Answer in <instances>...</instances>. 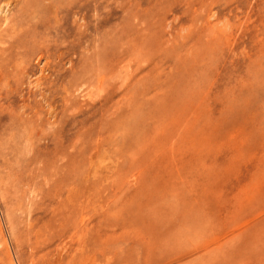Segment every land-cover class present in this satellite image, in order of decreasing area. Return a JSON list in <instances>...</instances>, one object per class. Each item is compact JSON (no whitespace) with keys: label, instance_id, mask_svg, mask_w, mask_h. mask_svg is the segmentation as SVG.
<instances>
[{"label":"rangeland","instance_id":"374dc122","mask_svg":"<svg viewBox=\"0 0 264 264\" xmlns=\"http://www.w3.org/2000/svg\"><path fill=\"white\" fill-rule=\"evenodd\" d=\"M78 262L264 264V0H0V264Z\"/></svg>","mask_w":264,"mask_h":264},{"label":"bare ground","instance_id":"6f19581e","mask_svg":"<svg viewBox=\"0 0 264 264\" xmlns=\"http://www.w3.org/2000/svg\"><path fill=\"white\" fill-rule=\"evenodd\" d=\"M129 71H130V70H129ZM126 72H127V71H126ZM118 73H119V72H118ZM101 74H102V73H101ZM101 74H99V77H100ZM97 75H98V74H97ZM94 76H95V75H94ZM99 77H98V78L96 77L97 79H96L95 81L97 82L98 87H101V85L103 84V81H102L101 79H99ZM87 81H88V80H87ZM100 91H103V90H100ZM90 97H91V96H90ZM99 97H100V96H99ZM180 122H181V121H180ZM181 128H182V127H181ZM167 137H168V136H167ZM171 146H172V145H171ZM159 149H160V147H159ZM68 197L70 198V196H68ZM69 198H67V200H68ZM62 201H63V200H62ZM61 203H62V205H63L64 201L61 202ZM64 205H65V204H64ZM64 205H63V206H64ZM60 218H61V217H60ZM61 219H62V218H61ZM65 219H66V218H65ZM63 220H64V219H63ZM66 220H67V219H66ZM68 220H69V219H68ZM51 227H52V226H51ZM44 229H45V228H44ZM47 229L49 230L50 228L48 227ZM47 229H46V230H47ZM51 229H52V228H51ZM53 229H54V228H53ZM62 229H63V227H62ZM41 232L44 233L43 230H41L40 233H41ZM52 232L56 233V231H54V230H53ZM52 232H51V234H49V235L52 236ZM43 233H41V234H43ZM49 233H50V230H49ZM62 233H63V232H62ZM46 234H48V233H46ZM43 235H44V237L46 236V238H47V235H45V233H44ZM43 235H42V237H43ZM39 237H40V236H39ZM42 237H41V238H42ZM44 237H43V238H44ZM44 240H45V238H44ZM67 242H68V241H67ZM71 243H72V242H71ZM68 246H69V245H68ZM64 248H65V247H64ZM67 248H68V247H67ZM84 248H85V247H84ZM82 250H83V248H82ZM61 256H62V254H61ZM82 257H83V256H82V253H80L79 258H82ZM68 258H69V257H68ZM79 258H78V259H79ZM72 260H73V259H72ZM72 260H71V261H72ZM74 260H75V259H74ZM81 260H82V259H81ZM84 260H85V258H84ZM56 261H57V259H56ZM77 261H79V260H77ZM74 262H75V261H74ZM82 262H84V261H82ZM66 263H68V262H66ZM74 264H76V263H74ZM78 264H79V262H78ZM80 264H81V263H80Z\"/></svg>","mask_w":264,"mask_h":264}]
</instances>
